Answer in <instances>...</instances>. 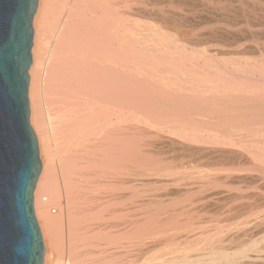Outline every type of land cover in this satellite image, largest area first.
<instances>
[{"label": "bare ground", "instance_id": "6f19581e", "mask_svg": "<svg viewBox=\"0 0 264 264\" xmlns=\"http://www.w3.org/2000/svg\"><path fill=\"white\" fill-rule=\"evenodd\" d=\"M227 1L228 0H226L225 2ZM237 1H239V4ZM237 1L236 2L238 4V7L236 4V8L233 11L234 16L231 17V19H234H232L233 21L231 20L234 24V27L232 26L233 29L228 28V26L224 27V25L227 24H225V22L223 24L220 22L223 26L218 24L220 25V27L215 29V31L211 30L209 32V36L219 35L222 38H231L232 41L235 40L233 43L231 42L232 44L230 45L222 44L224 47H221L219 49L220 52H217L222 53L223 55V53L225 54V52L228 51L229 48L236 47V51L238 50L236 53L239 52V54L243 55L242 58L248 57L246 63H240L242 61H238V63L234 62L235 64L233 70H229L228 66H226L227 64L223 63L222 65H218L216 71H213L211 68V63L213 61L220 62L218 58L221 59V56L219 57L218 55L217 57L215 54L211 55L210 53L203 52L204 55L202 54V56L204 57V63L202 65L200 63L199 65L198 61H196L197 63L192 61V63L194 62L193 64L191 63L192 67L200 66V69H194L196 72L191 70V73L198 74L200 75V77L202 76L203 78L201 79L208 82L213 80L227 81L231 79V81H233L235 85H238L237 88L242 89V91L240 90L242 93H235L237 88L234 87L236 86L232 87L236 89H233V92L235 91L234 93L236 94V96H233L234 93L231 95L229 94V96L227 90H225L226 93L224 92V94L223 92H220L221 90L218 88L217 90H219V94L223 93V96L228 95L230 97V101L228 102V100H224L227 99L226 96L221 100L220 96H222V94L218 96L220 98L216 99V101L218 100L220 102H215L214 100L213 104L215 105L217 103V106L220 108L218 109V107L216 106L218 110L215 108L214 111L209 112V115L210 113H216L219 117L214 116L215 118H213V116H211L212 118H210L209 116L206 117L208 112L205 113V117L201 116L203 118H197L199 114L201 115V112L197 114L198 116H196V118H193L195 116L190 118V116L192 115L191 113H194L193 110L196 108V106H194V109L192 108L193 105H191L192 103L190 101H194L192 99H196L198 95L201 96V99L203 97L202 95H200L199 91V94L194 92V94H196L197 96L192 94L195 97L192 98L190 96L191 98H188L190 100V104H188L187 102L186 106H190L192 112L186 111L187 107L185 106V102L188 100H186L187 98L184 96L185 94L179 96L178 99L175 98L177 99V101H180V97L182 98V100L180 101V105L177 104V101L175 100V107L179 108L182 104H184L183 106L186 107V109L183 108L185 111L181 110L182 106L179 110L176 108V111H178V113L175 111V115L176 113L180 115L181 111L182 115L186 116L188 114V116H190L188 117V119H186V117H177L178 119L175 120L177 121L175 123L176 125H174V123L168 124L173 125L172 129L174 130V132L170 133L172 135L164 133L168 136L164 135L166 137L164 139H162L161 137L160 139L163 141L159 142V146L161 147L171 148L170 151H172L173 149L186 154V157L188 156V158L185 157V159H188L186 161L184 157V160L181 158L183 160L181 166H184V164L190 165V163H193L195 159H201L202 162L200 160V164H203V166L205 165V168L210 167V170L209 168H207V173H204V176L202 177L201 185L199 184L201 182L199 179L200 182L198 184L200 186H196V184L193 185L190 182L187 183V181H185L186 183L184 182L180 185H174L177 181L180 180L177 179L181 174L178 169L181 170L183 167L181 168L179 166H176L177 163H174L176 166L175 167L173 163L169 162L174 168H176L177 173H175V171L173 170L174 168L168 169L169 167H165L166 164H164L165 166H163L162 164H156V159V161L154 160L155 163H153L154 161L152 160L151 163L153 164L148 163L146 165L148 157L147 160L146 157H144L145 159L142 158V161L144 160L145 162L143 163L145 164L144 166L141 164L142 162H140L141 160L139 159V166H142V169L140 170L141 172L139 174L141 176L137 174L140 179L138 177L137 178L139 179L138 181L141 185L146 186V184L148 185L151 183L160 184L161 182L165 183L167 181H176L175 183H172L173 188L168 190L165 185L163 186L166 187L165 191L161 194L152 195L149 198L146 197V199L144 198V201L141 200L142 207L143 205L146 206V211L149 209V213L147 212V218H145V222L142 223L143 229H147V227H149L152 232L154 231L153 235L155 233L157 234V238L155 236L156 234L154 235L155 239L154 237L153 239L150 238L152 239V241L148 239L147 242L144 240V238V241H142L143 243H139V246L136 242L138 248L136 250L133 247L136 250L135 253L132 252L134 256L132 258L129 257L130 259L128 258L126 259L128 261H126L124 258L125 255L123 256L124 252H120V250L117 248L118 246L116 248L115 246L114 248H110L109 246L111 245V243L119 241V239L123 235L121 234L122 231H120L121 228H119L122 224L120 220L121 218L118 219L120 220L119 222L118 220H116V224L113 223L114 226L117 227V229L114 231V227H111L113 225H110V227L113 228L111 230L110 227H107L108 225H106V227H103L106 223L100 224V222L99 226L97 225L98 227H96V224L94 225L93 223H91L93 224V226L92 228H90L91 226L89 225V230L85 226H82L83 223L81 221L85 219V214L87 211L92 210V213H94V210H96V208L94 209L90 207L89 209H86V206L83 203L85 202L84 199L87 200L88 197V199H90V197L92 199H96V196L99 195L97 192L105 190V192L110 191L111 195L108 194V197L110 196L108 200L105 199L106 202H102L101 200L105 198L103 196H106L107 193L101 194L104 191L100 192V195H103L100 196V198H103L100 199L98 196L97 200L100 199L99 202L102 204L98 202V204L100 205H97V203H95L97 206H99L100 209L99 210L97 208L96 211L99 213L101 210L107 209L110 211V215L113 214L116 217H119V215L123 211L122 206H124L123 202L125 201L123 200L124 174L122 173V161L124 159V156L122 153L124 150L123 146L125 142L123 139V111L120 108V103L122 99L124 82L123 71L125 55L130 54L131 56H145L148 55L147 52H150V49H153L155 52L157 46H155L156 49L150 48L154 46H151L152 37L155 36V33H165L168 30L165 28L166 26L163 28L161 26V28L159 27V30L157 29L155 31L154 28L152 31V27H149L150 29L148 30L147 24V29H144L146 28L144 27L146 21L144 20V23L142 24L141 22L143 21L140 20L142 16L139 17L138 13H136L137 15H135L134 12H132V15H135L133 16V18L135 19L136 16L140 18H136V20L138 19V22L135 20L133 22L127 21L125 19L126 15H124L123 13V8L133 7L131 5L132 2L130 3L129 0H38L36 12L32 20L33 45L32 63L29 68V101L32 107V127L38 134L40 158L43 167V172L40 175L35 193V217L41 226V235L44 245L43 264H80L79 261H76L75 259H77L78 257H84L85 255L89 254V252L95 251L93 249L89 251L91 247L89 248L87 246L88 250L87 248H85V251L81 249L77 252V254H74L73 252L71 253L72 249L67 251L66 254H61L62 251L60 252L61 255L57 254L58 252L55 249L56 247L53 248V246H57V240L54 241L53 245L52 238L50 240V235L52 237L54 236V233H51V231L53 232L54 229H60L59 231H61V229H63V231L61 232L64 233L66 232L64 231V229L66 228L67 232L69 233L68 239L70 243L72 242V238H75L77 241H80L84 244H89V246L91 242L93 243L95 241H98V244L100 242L106 243L105 248H107V251L102 250V255L100 254L99 256H94L93 258L90 257L82 264H264V215L253 220H248L249 216L246 217V215L245 217L247 218V220H244L245 222L241 220L242 227H238L239 225H237L236 223V227L238 228L235 231L236 233L232 231L233 236L231 235V238L229 237L230 234L228 236L229 238L225 234L226 238L233 239L232 242H229V240L227 242L229 243L228 245L232 243L231 247H224L225 243L223 244V242L225 241L223 240L225 239V236H222L224 229L222 224H225L223 220L226 221L227 219L232 218L235 215L244 216V213H246L248 210H251L254 207H262V205H264V0ZM221 4V9L219 7V10L221 12L219 11V14L226 20L225 16L227 17L229 15L227 13L229 11H226L227 7L223 6V1ZM144 12L146 11L144 10ZM149 12H147L149 16L151 13L154 14L152 11L151 13ZM157 12L158 11H156V13ZM139 14L141 15L140 12ZM194 16L196 15L194 14ZM147 18L148 17H146V20ZM143 19L145 18L142 17V20ZM163 19L165 20V17H163L161 21H163ZM169 19L170 18H166L168 22ZM256 19L257 23L254 22L256 21ZM139 20L141 22H139ZM211 20L213 19L211 18ZM192 23H195L194 20ZM207 34L205 36L209 37ZM201 36L203 35H200V37ZM173 43H175V45H181L186 48L185 45L188 44V40L186 39V37L183 38L180 35L179 37H176ZM142 45L146 46L147 48L142 47ZM161 49L162 48L159 49L158 47L157 50L159 54L157 53V51L156 54H153L154 52H151V54L149 53L150 56L152 55L157 58L158 54L159 58H161V53L164 55L163 57H174L178 54L177 51L171 49ZM250 55L253 57L254 55L258 56L257 58L256 56L255 58L250 57L251 59H253V61L250 62ZM200 77H197V79ZM189 78V81L192 82L193 80H197L196 77ZM191 78L193 80H191ZM198 80L200 81V79ZM198 87L196 86V88ZM196 88L194 90H196ZM191 89L190 91H192ZM206 89H208V87ZM200 90H202V88ZM200 92L204 91L202 90ZM211 93L209 95H211ZM205 96L206 95L204 94V97ZM231 96L233 97V100H231ZM210 98H212V96ZM197 99L194 102H198ZM213 99L215 98L213 97ZM175 101H172V105H174ZM161 103L164 104V102ZM209 103L207 102V100H202L195 104H198L197 107L202 106L206 109L205 105ZM167 104V107H169L171 102ZM167 104L165 103V105ZM211 104H209L210 108L211 106L212 108L215 107ZM227 106L233 107L225 108ZM172 107L173 109L171 110H174V106ZM169 108H164L165 112ZM164 110L162 109V114H164ZM197 110L199 111L202 109ZM168 112H166L165 114H167ZM168 114L170 115V113ZM165 117L163 119H169V117L167 119ZM159 120H161V118H159ZM159 120L156 119L155 122H159ZM158 122L157 124L160 125L161 123ZM158 128L163 130V127L159 126ZM170 129L171 128H169L168 132L170 131ZM136 134H138V132ZM150 134H152L151 131ZM157 134H159V131L158 133H156V135ZM160 135L161 134H159V136ZM155 137L159 138L158 136ZM152 139L155 140L154 138ZM53 140L55 142L54 145L57 146V149L54 147L52 148ZM52 149L57 150V154L59 153L60 155L59 159V155L57 157L59 161L57 162L59 163L58 166L62 171L61 173V171L59 170L60 173L63 174L62 178L65 182L66 187L74 188V191L73 189L70 190L71 192H68L67 190L69 189L65 188L67 191V193L65 194H68L67 200H64L65 202H67V205L65 207V204H63L64 201L62 200L64 199L63 195H61L62 192L60 193L61 189L57 188L56 190V187L54 185L51 186L50 184V175L53 172L52 156L55 154H52L54 152H52ZM172 152L171 154H173ZM169 154L170 153H168V155ZM54 156H56V154ZM54 156L53 158L55 159ZM162 161L164 160L162 159L161 162ZM172 162H174V160ZM195 162L191 164L192 166L195 164V167L193 168H197L199 166L197 165L199 162ZM192 166L189 167L192 168ZM55 167L57 168V165ZM185 167L187 169L188 166ZM204 169L202 171H204ZM170 170H173L174 173L171 174L172 172ZM181 171L183 174L185 173V171ZM189 171H191V169ZM194 173L195 171L190 174L192 175ZM174 174H177L178 176H175ZM201 174L203 173H200V175ZM170 175L171 177H173L174 175L177 178L173 177V179L175 180L170 179ZM187 175L186 177L189 176ZM179 183L182 182H177V184ZM172 184L170 185L172 186ZM236 184L237 186L240 185L241 188L243 185L245 187L249 186L248 189H250V192H246L245 194L243 188V192H238L237 189L241 191L239 186H234L233 188V185ZM250 185H252L254 188L251 187V189ZM255 185H257V188L255 187ZM42 186L46 189H44L43 192L45 194L41 193L40 195H43L40 197L38 196V193L40 192L39 190ZM170 187L168 186V188ZM196 187L198 189L201 188V192L195 191ZM255 188L257 190H255ZM94 191H97L95 192L97 193L96 196L94 195ZM146 192L143 194L145 195ZM195 192H200L198 193L200 194L198 195V200H192L191 198H189V196L192 197ZM69 193H71L70 196ZM87 193L93 194L94 197H92L91 195L87 197ZM82 195H86L84 199L82 197L83 203L81 204L83 205V207H80V210H78L80 212L75 211V213L74 210H72L74 206L71 201H73L74 198L78 199V197L81 199ZM169 195L177 198H175L174 200L165 199L166 196L170 197ZM242 196L246 197L247 200L251 199L249 200L250 202L248 201L245 203L246 200H244V204H241L239 206L226 205L228 203L227 199L230 200L231 198L235 199ZM38 197H40L41 199ZM222 199L224 201L226 200L227 203L223 204ZM76 202L74 201V203ZM89 202L87 204H89ZM38 203L41 204V208L43 210H40L39 208L38 211ZM51 203L55 205L58 204L57 206L60 207V213L57 216L54 214L52 215V209L47 208ZM69 204L71 207L69 206ZM139 205L141 207V204H138V206ZM81 209L87 210H83L84 212L82 211L85 214L81 212ZM212 209L215 210V212H213L215 214L214 216H212L213 218L209 220L213 223H210V226L213 225L215 228V230L214 228L212 229L214 230L212 231L214 235L219 236H215V238L212 234V236L207 237L205 234V236H203L204 238L199 237L200 240L202 239L200 241V244H202L203 239L206 240L205 242H208L209 244L206 243L208 244L206 245V247H204V244L202 246L204 247L203 250L201 252H198L194 247L197 246L199 235H194L196 232L192 234L191 230L186 233L179 232H185V230H188V227L189 229L191 227L194 229L193 224L195 217L198 216L200 212L206 210L210 211ZM56 211L57 210L53 212ZM72 212H74L73 214L75 215H73ZM77 213H81L80 215H83V217H78L79 214ZM88 213L90 214L91 211L87 212V214ZM107 213L108 211L105 212V215ZM247 213L249 214V211ZM257 213L259 215V212ZM92 215H97V213L91 214L89 216L93 219L95 216ZM254 216H252L251 218H253ZM96 218L98 217L96 216ZM109 218H100L97 221H100L102 219L104 221L101 220V222H106L107 220H109ZM229 220L228 222H230ZM109 221L107 223H109ZM237 221L239 220L237 219ZM77 222L78 224L79 222L82 223V225L79 224L80 227L78 228L84 227V229L86 228L88 231H77V227H75L78 225ZM65 226L66 228H64ZM167 226L170 227L168 228V230H165L164 227ZM82 228L81 231H83ZM104 228L106 229V231ZM204 231H202V234ZM212 232L207 233L210 234ZM199 233H201V231ZM161 234L163 237L159 238L161 236L158 235ZM146 236L148 235L146 234ZM54 239L55 236L53 240ZM225 240L227 241V239ZM138 241L141 242V238ZM234 241L235 243H233ZM200 247L201 246H199V248ZM202 247L200 249H202ZM134 249L132 250L134 251ZM195 250L197 251L196 253H194ZM105 251L106 254L104 255L102 252L105 253ZM98 254L99 253L97 252V255ZM126 255L128 256V254Z\"/></svg>", "mask_w": 264, "mask_h": 264}, {"label": "rangeland", "instance_id": "374dc122", "mask_svg": "<svg viewBox=\"0 0 264 264\" xmlns=\"http://www.w3.org/2000/svg\"><path fill=\"white\" fill-rule=\"evenodd\" d=\"M166 1V2H165ZM180 1V0H179ZM178 0H129V2L131 3V5L133 6H131L132 8H123V13H124V15H126L125 16V19L127 20V21H130V22H133L134 20L135 21H137L138 22V19H140L139 17H144L145 19H143L142 20V17H141V21H143V22H141L140 20H139V22H141L142 24L144 23V20L146 21L145 22V26L144 27H146V24H147V27H148V30L150 29L149 27H152L151 29H152V31H153V28H154V31L155 30H159V27L161 28V26H162V28L163 27H165L168 31H166L165 33H158V34H156L155 33V36H153L152 37V42H151V46H153V47H150V48H154V49H156V47L155 46H157V49H158V47H159V49L160 48H162V49H171V50H174V51H177L178 52V54L176 55V56H174V57H163L164 55L161 53L160 55V57L161 58H159V56H158V54H159V52H158V50L156 49L155 50V52H154V50L153 49H150V52H147L148 53V55H145V56H143V55H140V56H135V55H133V56H131L130 54H126L125 55V61H124V71H123V74H124V82H123V90H122V99H121V103H120V108H121V110L123 111V115H122V117H123V121H124V129H123V139H124V146H123V148H124V150H123V161H122V166H123V168H122V170L124 171H122V173L124 174L123 176H124V178H123V182H124V185H123V188H124V190H123V193H124V197H123V200L125 201V202H123L124 203V206H122L123 208H122V212H121V214L119 215V217H116V216H114L113 214L112 215H110L109 214V210H105V209H103V210H101L99 213L96 211L97 210V208L99 209V206H97V205H100V204H102V203H100L99 202V200L100 199H102L103 197H105L104 199H102L101 201L103 202H106V200L105 199H107L108 200V198L110 197H108V194H110L111 195V192L110 191H106L105 192V190H102V191H104L103 193H101V194H104V193H107V195L105 196H103V195H100V192H102V191H94V193L95 192H97L99 195V198H100V196H103L102 198H100L99 200H97L98 199V196H96V194L97 193H95L94 195L96 196V199L95 198H91L90 197V199H88L89 197L88 196H92V197H94L93 196V194H91V193H87V200L86 199H84L85 198V196H81V199L78 197V199L77 198H74L73 199V201H71V203H73V206L75 207H73L72 208V210H74V212L76 211V212H80V211H78V210H80V207H83V205L81 204V203H83L82 201V197H83V199H84V205L86 206V209H89L90 207L91 208H96V210H94V213H92L93 211L92 210H90L91 211V213L89 214H87V212H90V211H87L86 209V214L85 213H83L84 211L81 209V212L83 213V214H85L86 216H85V221L84 220H82L81 222L83 223V225H82V223L81 222H79V224H81L82 226H85L87 229H89L90 230V228H92V226H93V224L95 225L96 224V227H98L99 226V222H100V224L102 223H106V224H104L105 226H103V227H106V225H108L107 227H110V225H113V226H111V227H114V229L113 228H111L110 227V229L112 230L113 229V231L114 230H116L117 229V227H115L114 226V224H116V220H118L119 218H121L120 220H121V225H120V227L119 228H121L120 229V231H122L121 232V234H123L122 236H121V238L119 239V241H117V242H114V243H111V245H109L110 246V248H114V246H115V248L117 247L119 250H120V252H124L123 253V256H124V258H125V260L126 259H128L129 257L130 258H132L133 256H134V254L133 253H135L136 252V250H137V245L139 246L140 244L139 243H143L142 241H147L148 242V239L150 240V241H152V239H153V237H154V239H155V236H156V238H157V234L154 236L153 235V233H154V231L152 232V230H150L149 229V227H147V229L146 228H144L143 229V225H142V223H144L145 222V218H147V215H148V210L146 211V209H147V207L146 206H144L143 205V207H142V202H141V200H143L144 201V198L146 199V197L147 198H149L150 196H152V195H156V194H161L162 192H164L165 191V188L167 187V189L169 190V189H171V188H173V184L172 183H175V179H173V177H175L177 174H174L173 175V177H171V175H170V179H173V180H175V181H173V182H171V181H167V182H161L160 184L159 183H155V184H153V183H151V184H146V186H144V185H141L140 183H139V179H140V177L139 176H141V175H139L140 174V170L142 169L141 167L142 166H139L140 165V162H142L141 164L144 166L145 164H143V163H145L144 162V160L142 161V158H144V157H146V160H147V157H148V160H147V163H146V165L149 163H151V161L153 160H155L157 163L156 164H158V165H160V164H162L163 166H165L164 164H166V168H168V169H173L174 167L172 166V164L171 163H173V165L175 166V164L177 163V165L176 166H179V167H183L181 170H183V172L185 171V169H186V167L185 166H192L191 164H193L195 161H198L197 163V165H199L197 168H193V167H195L194 165L192 166V168H190L191 169V171H189L190 169L187 167V169H189V170H187L186 169V171H185V173L183 174L182 173V171L180 170V169H178L180 172H181V174H180V176H178L179 175V173H178V177L179 178H177V177H175V178H177V179H180L179 181H181L182 183H179V184H177V182H179V181H177L176 182V184H174V185H180V184H183L185 181H187V183H192L193 185H195L196 184V186H200L201 184H202V177L204 176V173L206 174L207 173V168H209V170H210V167H207V168H205L204 166H203V164H200L201 162H202V160H201V162H200V160H198V159H195V161L193 162V163H190V165L188 164V165H186V164H184V166H181V163H182V161L185 159V157H186V154H184V153H181V152H179V151H176V150H173L172 149V151H170L171 150V148H166V147H161V146H159V142L160 141H163V140H161L160 138L162 137V139H164L166 136H168V135H172V134H170V133H173L174 132V130L172 129V126L173 125H168V124H171V123H174V125H176L175 123L177 122V121H175L176 119H178L177 117H180V118H185L186 117V119H188V117L190 116H188V114L185 116V115H182V113H181V111H180V115H178L177 113H178V111H176V108L179 110L180 109V107L182 108L181 110L182 111H185L183 108H185L186 109V107H187V109H186V111H191L192 112V109H190L191 107L190 106H186L187 105V102H188V104H190V102L192 103L191 105H193V109H194V106H196V108L193 110L194 111V113H191L192 115L190 116V118L191 117H193V116H195V117H193V118H196V116H198L197 114H199V112H201V115L199 114V116L197 117V118H203V117H201V116H204L205 117V113H207V115H206V117L207 116H209L210 118H212L211 116H213V118H215L214 116H216V117H219L216 113H210V115H209V112H212V111H214V109L216 108V106H217V103L214 105L213 103H214V100H215V102H220V101H216V99L217 98H220L221 100L222 99H224V97L226 96V98L227 99H224V100H228V102L230 101L229 99H230V95L231 94H233L234 92H233V89L234 88H237L238 87V85L236 84L235 85V83L233 82V81H231V79H229V80H227V81H217V80H213V81H204V80H202L201 78H203L202 76L200 77V75H198V74H192L191 72V70H193L194 72H196L194 69H200V66H194V67H192V65H191V63H192V61H194L195 63H197L196 61H198L199 62V65H200V63H201V65L204 63V57L202 56V54L204 55V53L203 52H206V53H210L211 55L212 54H215L217 57H218V55H219V57L221 58V59H219L218 58V60H220V62L219 61H213L212 63H211V68H212V70L213 71H216V69H217V67H218V65H222L223 63H226L227 65L226 66H228V69L229 70H233L234 69V64L237 62L238 63V61L240 62V61H242V62H240V63H246V61H247V59H248V57H243L242 58V56L243 55H241V54H239V52L238 53H236L237 51H236V47H231V48H229V50L228 51H226L225 52V54L223 53V55H222V53H218L217 51H219V49L222 47H224L223 45H230V44H232L234 41H232V39L230 38H222V37H220L219 35L217 36V35H212V36H209L210 34H209V32L211 31V30H214L215 31V29H217V28H219L220 27V25L221 26H223L222 24L225 22V24H227V25H224V27L225 26H228V28H230V29H233V27H234V24H233V20L231 19V17L232 16H234V9L236 8V4H237V2H238V4H239V1H237V0H228L227 2H225L224 0H221V1H219V0H213V1H211V0H198V1H196V0H193V2H192V0H181L180 2H179ZM185 1V2H184ZM200 1V2H199ZM222 1H223V6H226L227 7V10L226 11H229V12H227L229 15L226 17L225 16V18H226V20L224 19V17H222V16H220V10H219V7H220V9H221V6H222ZM231 1H233V2H231ZM237 1V2H236ZM202 2V3H201ZM203 2H204V4H203ZM208 2V3H207ZM137 4V5H135V4ZM181 3V4H180ZM202 5H201V4ZM235 3V4H234ZM238 4H237V7H238ZM198 5V6H197ZM217 5V6H216ZM220 5V6H219ZM231 5V6H230ZM193 6V7H192ZM208 6V7H207ZM215 6V7H214ZM235 6V7H234ZM197 7H198V9H197ZM203 7V8H202ZM206 7V8H205ZM231 7V8H230ZM145 8V9H144ZM193 8H194V10H193ZM216 10H215V9ZM146 9H148V10H146ZM203 9V10H202ZM233 9V10H232ZM140 10H143V11H140ZM144 10L146 11V12H144ZM154 13V14H152L151 13V11ZM194 11V12H192V11ZM201 10H202V12H201ZM136 11V12H135ZM150 11V12H149ZM155 11V12H154ZM156 11H158L157 13H156ZM161 11V12H160ZM185 11V12H184ZM189 11H191V12H189ZM220 11V12H219ZM132 12H134V14L135 15H137L136 13H138V16H136L135 17V19L133 18V16H135L134 14L132 15ZM139 12L141 13V15L139 14ZM147 12H149V13H151L150 14V16H149V14L147 13ZM188 12V13H187ZM198 14H197V13ZM215 12V13H214ZM230 12H231V14H230ZM144 13H146V14H144ZM182 13V14H181ZM189 13H191V14H189ZM209 13V14H208ZM211 13V14H210ZM132 15V17H131V15ZM143 14V15H142ZM147 14H148V16H147ZM192 14H193V16H194V14L196 15V16H192ZM202 14V15H201ZM212 14H214V15H212ZM186 15V16H185ZM199 15V16H198ZM226 15V14H225ZM128 16H130V17H128ZM215 16V17H214ZM126 17H128V18H126ZM146 17H148L147 18V20H146ZM163 17H165V20L163 19V21H161L162 20V18ZM186 17V18H185ZM204 17V18H203ZM222 17V18H221ZM136 18H138L137 20H136ZM166 18L168 19V18H170L169 19V22L166 20ZM198 20H197V19ZM211 18L213 19V20H211ZM215 18V19H214ZM217 18V19H216ZM229 18V19H228ZM189 19V20H188ZM206 19V20H205ZM221 19V20H220ZM224 19V20H223ZM125 20V21H126ZM193 20H194V22L195 23H192L193 22ZM217 20V21H216ZM232 20V21H231ZM126 21V22H127ZM167 21V22H166ZM200 21V22H199ZM210 21H212V22H210ZM216 21V22H215ZM254 21V20H253ZM164 22V23H163ZM191 22V23H190ZM199 22V23H198ZM209 22V23H208ZM222 24H221V23ZM229 22V23H228ZM255 23H257V19H256V21H254ZM253 22V23H254ZM128 23V22H127ZM140 23V24H141ZM141 24V25H142ZM192 24H194V25H192ZM218 24H220V25H218ZM231 24V25H230ZM198 25V26H197ZM233 26V27H232ZM147 27L146 28H144V29H147ZM212 27V28H211ZM143 28V27H142ZM214 28V29H213ZM143 29V30H144ZM208 34H207V33ZM179 34V35H178ZM182 34H183V36H182ZM208 35L209 37H207V36H205V35ZM47 35H48V33H47ZM181 35V37H186V39L188 40V44H186L185 45V47L186 48H184L183 46H181V45H175V43H173V41L176 39V37H179ZM200 35H203V36H201L200 37ZM49 36H50V34H49ZM201 39H200V38ZM203 37V38H202ZM206 37H207V39H206ZM218 37V38H217ZM205 38V39H204ZM204 39V40H203ZM223 39H224V41H223ZM201 40V41H200ZM226 40V41H225ZM226 42H228V43H226ZM232 42V43H231ZM152 43H154V44H152ZM150 44V43H149ZM156 44H158V45H156ZM223 44V45H222ZM236 45V44H235ZM148 46V45H147ZM142 47H146V46H143L142 45ZM147 48V47H146ZM161 49V50H162ZM152 50V51H151ZM156 51H157V58H155L154 56H150V54H151V52L153 53V54H156ZM160 51V50H159ZM161 52V51H160ZM217 52V53H216ZM220 52V51H219ZM233 52V53H232ZM146 53V54H147ZM150 53V54H149ZM232 53V54H231ZM257 54V53H256ZM166 56V55H165ZM203 58H202V57ZM214 56V55H213ZM223 56V57H222ZM241 56V57H240ZM246 56V55H245ZM255 56L256 55H254V57L253 56H249V58L250 57H253V58H255ZM258 56V55H257ZM257 56H256V58H257ZM151 59H150V58ZM154 57V58H153ZM238 57H240V58H238ZM165 58V59H164ZM223 58V59H222ZM242 58V59H241ZM157 59V60H156ZM227 59V60H226ZM251 60V61H250ZM250 60H248V61H250V62H252L253 61V59H251L250 58ZM255 60V59H254ZM224 61H227V62H224ZM152 63V64H150V63ZM193 62V63H194ZM222 62V63H221ZM235 62V63H234ZM154 63H155V65H154ZM192 63V64H193ZM221 63V64H220ZM149 64V65H148ZM233 64V65H232ZM210 68V69H211ZM166 69H167V71H166ZM162 71V72H161ZM217 75V74H216ZM211 76H213V75H211ZM189 77H196V79H197V77H200V78H198V79H200V81L197 79V80H193L192 78H191V80H193V82L192 81H189ZM177 78H179V79H177ZM183 78V79H182ZM186 78V79H185ZM185 79V80H184ZM187 79H188V81H187ZM195 79V78H194ZM180 80H182V81H180ZM212 80V79H211ZM198 83H197V82ZM201 82V83H200ZM204 82H206V83H204ZM195 83V84H194ZM201 85H202V87H201ZM191 86H192V89H191ZM196 86L198 87V88H196ZM234 86H236V87H234ZM188 87H189V89H188ZM196 88V90H194L195 88ZM203 87H205V88H203ZM208 87V89H206ZM232 87H234V88H232ZM185 88H187V89H185ZM202 88V90L204 91V92H200V91H202V90H200V89ZM220 89L221 91L220 92H225V90H227V93H228V95H225V96H223L224 94L223 93H221L222 94V96H223V98H222V96H220L221 94H219L220 92H219V90H217V89ZM222 88V89H221ZM225 88H227V89H225ZM181 89V90H180ZM190 89L192 90V91H190ZM213 90V92H212V90ZM194 90V91H193ZM208 90V91H207ZM232 90V91H231ZM234 90H236V89H234ZM242 91V89L241 88H237V90H236V92L235 93H242L241 91ZM183 93H182V92ZM198 91H199V93H200V95H202L203 97H204V94L207 96V99H206V96L204 97V99H206L207 100V102L209 103V102H211V103H209V104H211V105H214L215 107H213L212 108V106H211V108H210V105L209 104H207V105H205L206 106V109H205V107H197V105L198 104H195V103H198L199 101H206V100H204L203 99V97H202V99H201V96H199L198 95V99H197V101L198 102H194V101H196V99L194 98V99H192V100H194V101H190L188 98H193V97H195V96H197L196 94H194V92L195 93H198ZM206 91H207V93H206ZM212 93H211V92ZM238 91H240V92H238ZM186 92H187V94H186ZM189 92V93H188ZM218 93V94H216V93ZM229 92H231V93H229ZM198 93V94H199ZM211 93V95H209ZM234 93V94H235ZM172 94H173V96H172ZM185 94V95H184ZM195 95V96H193V95ZM233 94V96H236V94L234 95ZM182 95H184L187 99L186 100H188V101H186L185 102V106H183L184 104H182L179 108L178 107H175V104H176V101H177V99L179 98V96H182ZM216 95H217V97H216ZM170 96V97H169ZM184 96H183V98H184ZM191 96V97H190ZM208 96H209V98L212 96V98H210V99H212V100H210L209 98H208ZM218 96H220V97H218ZM213 97L215 98V99H213ZM175 98H177V99H175ZM233 97L231 96V100H233L232 99ZM172 99V100H171ZM200 99V100H199ZM169 100H170V102H171V104L169 105V107H167L168 106V104L167 103H170L169 102ZM176 100V101H175ZM182 100V98L180 97V101ZM209 100V101H208ZM172 101H175L174 102V105H172L173 104V102ZM179 100L177 101V104H181V102H180ZM190 101V102H189ZM161 102H164V104L163 103H161ZM165 103L167 104V105H165ZM183 103V102H182ZM164 106V107H163ZM172 106H174V110H171V109H173V107ZM172 107V108H171ZM189 107V108H188ZM218 107V106H217ZM228 107H233V106H227V107H225V108H228ZM164 108L166 109V108H169L166 112H168L169 110L170 111H172V112H168V113H170V115L168 116L167 114H165L166 112H165V110H164ZM205 110H204V109ZM208 108V109H207ZM220 107H218V109H219ZM162 109L164 110V114H162L163 112H162ZM190 109V110H189ZM197 109H202V110H197ZM212 109V110H211ZM217 109V108H216ZM217 109V110H218ZM207 110V111H206ZM153 113H152V112ZM158 111H159V113H158ZM175 111L177 112L176 113V115H175ZM206 111V112H205ZM161 112V113H160ZM204 112V113H203ZM155 113H157V114H155ZM171 114H173V115H171ZM186 114V113H185ZM196 114V115H195ZM203 114V115H202ZM211 114H213V115H211ZM215 114V115H214ZM166 116V117H165ZM169 117V119H167L168 117ZM176 116V117H175ZM182 116V117H181ZM157 117V118H156ZM166 118L167 120H165V119H163V118ZM173 119H172V118ZM208 117V118H209ZM159 118H161V120H159ZM171 118V119H170ZM157 119V120H159V122L158 123H161L160 125H158L157 124V122H155V120ZM150 120V121H149ZM171 120V121H170ZM162 121V122H161ZM168 121V122H167ZM156 125V126H155ZM166 125V126H165ZM153 126V127H152ZM155 126V127H154ZM163 127V130L162 129H159L158 127ZM167 127H169V128H171L170 129V131L168 132V130H169V128H167ZM158 128V129H157ZM151 129V130H150ZM153 129V130H152ZM138 132V134H136L137 132ZM146 131V132H145ZM147 131H148V134H147ZM150 131H151V133L152 134H150ZM158 131H159V134H161L160 136H159V134H157L156 135V133H158ZM160 131H161V133H160ZM162 132H163V134H162ZM164 133H167V134H164ZM139 134H141V135H139ZM143 134V135H142ZM153 135H155V136H158L159 138H157V137H155V136H153ZM164 135H166V136H164ZM164 136V137H163ZM56 138V137H55ZM140 138V139H139ZM142 138V139H141ZM152 138H154L155 140H153ZM157 139H159V140H157ZM147 140V141H146ZM151 140V141H150ZM157 141H158V143H157ZM53 142H54V140H53ZM52 142V144H53V146H52V148L54 147V148H56L57 146L56 145H54L55 144V142L53 143ZM148 142V143H147ZM144 143V144H143ZM142 144V145H141ZM140 145V146H139ZM157 145V146H156ZM57 149V148H56ZM145 149V150H144ZM54 151V152H53ZM56 151V152H55ZM153 151V152H152ZM52 154H56V156H54L55 157V159L53 158V156H52V162H53V165H52V168H53V172L51 173V186H55V187H53V188H55L56 190H57V188H59V189H61V191H60V193L62 192V194L61 195H63V198L64 199H62L63 201L65 200H67V196H68V194H65V193H67V191L69 192L70 190H72L73 189V191H74V188L73 187H69V188H67L66 187V185H65V182L63 181V174H61L62 173V171H61V169H60V167L58 166L59 165V161H58V159L60 158V155H59V153L57 154V150H53L52 149ZM171 152L174 154H171ZM151 153H152V155H151ZM168 153H170L169 155H168ZM179 154V155H178ZM58 155H59V157H58ZM183 155V156H182ZM185 155V156H184ZM158 156V157H157ZM182 156V157H181ZM57 157H58V159H57ZM170 157V158H169ZM178 157H179V159H178ZM183 157H184V159H183ZM151 158V159H150ZM166 158V159H165ZM168 158V159H167ZM183 160H182V159ZM186 158H188V156L186 157ZM54 159V160H53ZM141 161H140V160ZM145 159V158H144ZM163 159L164 161H162V162H166V163H162L161 162V160ZM56 160V161H55ZM145 160V161H146ZM159 160V161H158ZM174 160V162H172ZM186 160H188V159H185V161ZM58 161V162H57ZM140 161V162H139ZM150 161V162H149ZM155 161L153 162V163H155ZM177 161V162H176ZM169 162H171V163H169ZM179 162V163H178ZM153 163H151V164H153ZM175 163V164H174ZM196 163V162H195ZM170 164V165H169ZM57 165V168L55 167ZM161 165V166H162ZM168 165V166H167ZM172 166V167H171ZM175 166V167H176ZM138 167H140V168H138ZM206 170H205V169ZM204 169V171H202ZM211 169H212V167H211ZM61 171V173H60V171ZM174 171H175V173H177V171H176V168H174L173 169ZM173 170H170L172 173L171 174H173L174 173V171ZM199 170H201V171H199ZM195 171V175L194 174H190V173H193ZM138 172V173H137ZM200 173H203V174H201L200 175ZM139 176H138V175ZM170 174V173H169ZM183 174V175H182ZM189 176H188V175ZM186 175L188 176V177H186ZM49 176V177H50ZM201 176V177H200ZM139 179H138V178ZM184 179H186V180H184ZM193 179V180H192ZM199 179H200V181H199ZM183 180V181H182ZM189 180V181H188ZM53 182V183H52ZM136 182V183H135ZM200 182V183H199ZM57 184V185H55V184ZM64 183V184H63ZM186 183V182H185ZM200 185H199V184ZM170 184H172V186L170 185ZM198 184V185H197ZM65 185V186H64ZM155 185V186H154ZM166 185V187H163V186H165ZM50 186V185H49ZM140 188H139V187ZM168 186L170 187V188H168ZM234 186L235 187H240V185H238L237 186V184L236 185H233V188H234ZM257 185H255V187H256ZM143 189H142V188ZM175 187V186H174ZM247 187V188H246ZM242 186V188H243V191L245 192V194H246V192L248 193V192H250L249 190L250 189H248V187L249 186ZM254 188L252 185H250V188ZM52 188V187H51ZM69 189V190H67L66 191V189ZM144 188H147V189H144ZM242 188L240 187V189H241V191L239 190V189H237L238 190V192H243L242 191ZM251 188V189H252ZM257 188V187H256ZM255 188V190H257ZM44 189H46V188H44L43 186L41 187V189L39 190L40 192L38 193V196H42L43 194H45V193H43L44 192ZM166 189V190H167ZM197 189V190H196ZM196 189H195V191H200L201 192V188H197L196 187ZM245 189V190H244ZM101 190V189H100ZM145 190V191H144ZM148 190V191H147ZM254 190V189H253ZM66 191V192H65ZM72 191V192H73ZM147 191V192H146ZM161 191V192H160ZM252 191V190H251ZM71 192V191H70ZM146 192V194L144 195L143 193H145ZM200 192H195L194 193V195H192V197H190L189 196V198H191L192 200H198L199 198V196L198 195H200V194H198V193H200ZM41 193H43L42 195H40ZM93 193V192H92ZM196 194V195H195ZM71 195V193H69V196ZM143 195V196H142ZM170 197H168V196H166L165 197V199H175V198H177V197H172V195H169ZM175 196V195H174ZM40 197H38V198H40ZM107 197V198H106ZM142 197V198H141ZM197 197V198H196ZM243 197V196H242ZM240 197V198H231L232 200H233V202H232V200L230 199H227V201H228V203H227V201L225 200H223L222 199V201H223V204H226V205H241V204H244V200H246L245 201V203L246 202H248L249 200H251V199H248L247 200V198L246 197ZM66 198V199H65ZM141 198V199H140ZM179 198H183V197H179ZM242 198V199H241ZM41 199V198H40ZM80 199V200H79ZM239 200V203H238V200ZM177 200V199H176ZM243 202H241V201ZM40 201V200H39ZM38 201V202H39ZM64 201V202H65ZM74 201L77 203H74ZM90 201V202H89ZM92 201H94V202H92ZM221 201V202H222ZM230 201H231V204H230ZM234 201H235V204H234ZM63 202V204H65L64 205V207L67 205V202H65L64 203ZM89 202V204H87ZM98 202L100 203V204H98ZM225 202V203H224ZM250 202V201H249ZM68 203H69V201H68ZM70 203V204H71ZM86 203V204H85ZM95 203H97V205L95 204ZM70 204H69V206H70ZM75 204V205H74ZM138 204H141V207H140V205L138 206ZM43 205V204H42ZM58 205V204H57ZM57 205H55V204H53V203H51L50 205H49V207H47V208H49V209H52V215L54 214V215H58L59 213H60V207L59 206H57ZM72 205V204H71ZM78 205H80V206H78ZM88 205H89V207H88ZM44 207V206H43ZM71 207V206H70ZM88 207V208H87ZM146 207V208H145ZM39 208H40V210H43L42 208H41V204L40 203H38V211H39ZM45 208V207H44ZM143 209H144V211H143ZM254 209H255V211H254ZM55 210H57L56 212H53V211H55ZM100 210V209H99ZM141 210H142V212H141ZM106 211H108V213L105 215V212ZM249 211V214L247 213ZM246 213H244V216H242V215H240V216H238V215H235L234 217H232V218H229V219H227L226 221L225 220H223V222H225V224H222V226L224 227V229H223V234H222V236H225V234H226V236L228 237L229 236V234H230V238H231V235L233 236V233H232V231H236L238 228L236 227L237 225H239L238 227H240L241 226V220L243 221V222H245L246 220H247V218L246 217H252V216H254L253 218H249L248 217V220H253V219H255V218H257V217H260V216H263L264 215V213H262V212H264V205H262V207L261 206H259V207H254L253 209H251V210H248ZM251 211V212H250ZM74 212H72V214L74 213ZM75 212V213H76ZM97 213V215H92V216H95L93 219H92V217H89L91 214H96ZM146 212V213H145ZM148 212V213H147ZM213 212H215V210H210V211H203V212H200L199 213V215L198 216H196L195 217V220H194V224H193V227H194V229L192 228H190L189 229V227H188V230H185V232L183 231H181V232H179V233H186V232H189V230H191L192 231V234L193 233H195L194 235H199L198 236V238L199 237H201V238H204L203 236H205V234H206V236L208 237V236H212V234H213V236L215 237V236H219V235H214V233L212 232V231H214L215 230V228H214V226L212 225V226H210V223L211 224H213L212 222H210L209 220H211L213 217L212 216H214V214L215 213H213ZM255 212V213H254ZM257 212H259V215H258V213ZM77 214H79V216L78 217H83V215H80L81 213H77ZM76 214V215H77ZM254 214V215H253ZM51 215V216H52ZM73 215H75V214H73ZM104 215V216H103ZM108 215V216H107ZM142 215H143V217H142ZM247 215V216H246ZM251 215V216H250ZM96 216L98 217V218H96ZM109 216H110V218H109ZM246 216V217H245ZM106 217V219H108L109 218V220H107L106 221V219H105V221L106 222H101V220L102 219H104ZM244 217V218H243ZM100 218H102L100 221H97V220H99ZM240 218V219H239ZM141 219H143V220H141ZM233 221H232V220ZM237 219L239 220V221H237ZM120 220H118V222L120 221ZM228 220L230 221V222H228ZM245 220V221H244ZM102 221H104V220H102ZM109 221V223H107ZM140 221H141V224H140ZM196 221V222H195ZM235 221H237V222H235ZM97 222V223H96ZM112 222V223H111ZM91 223H93V224H91ZM114 223V224H113ZM236 223H237V225H236ZM77 224H78V222H77ZM78 224V225H79ZM87 226H86V225ZM229 224H230V226H229ZM75 226V227H77V231H79V232H85V231H88L86 228V230L84 229V227L82 228L83 229V231H81V228H78V227H80V225L79 226ZM91 227H90V226ZM98 225V226H97ZM140 225V226H139ZM195 225V226H194ZM227 225V226H226ZM138 226H139V228H138ZM142 226V227H141ZM192 226V225H191ZM88 227H90V228H88ZM102 227V226H101ZM142 229H141V228ZM170 226H167V227H164L165 228V230H168V228H169ZM196 227V228H195ZM209 227V228H208ZM242 227V226H241ZM64 228H66V226L64 227ZM214 228V230H212ZM229 228H231V229H229ZM76 229V228H75ZM105 229V228H104ZM136 229V230H135ZM141 229V230H140ZM209 229H210V231H209ZM55 230V229H54ZM53 230V232L51 231V233H54L53 235L55 236V239L53 240V238H54V236H52L51 237V235H50V240H51V238H52V241H53V245H54V241H56V243H57V246L55 245V246H53V248L54 247H56L55 249H56V251L58 252H55V253H57V254H60V252H61V254H66L67 253V251H69L70 249H72V251H71V253L73 252L74 254H77V252L79 251V250H83V251H85V248H87V246L90 248L89 249V251H91L92 249L93 250H95L94 252H89V254H87V255H85L84 257H78L77 259H75L76 261H79V263L80 264H82V263H84L88 258H93L94 256H99L100 254H101V251L103 250H106L107 251V248H105L106 247V243H104V242H100L99 244L97 243L98 241H95V242H91V244H90V246H89V244H84V243H82V242H80V241H77L75 238H72V242L70 243L69 242V233L67 232V228L66 229H64V231H66V232H61V231H63V229H61V231H59L60 229H57V230H55L54 231ZM142 230H143V232H142ZM148 230V231H147ZM205 230V231H204ZM224 230H226V231H224ZM57 231H58V233H57ZM105 231H106V229H105ZM132 231H135V232H132ZM137 231H140V232H137ZM174 231V230H173ZM190 231V232H191ZM198 231V232H197ZM201 231V233H199ZM202 231H204L203 232V234H202ZM155 232H157V231H155ZM172 232V231H171ZM207 232H212V233H210V234H208ZM216 232V231H215ZM227 232H228V234H227ZM62 233V234H61ZM66 233V234H65ZM236 233V232H235ZM56 234V235H55ZM65 234V235H64ZM142 234V235H141ZM146 234L148 235V236H146ZM153 236H152V235ZM162 234H164V233H162ZM162 234L161 235H158V236H161V237H159V238H162L163 236H162ZM145 235V236H144ZM149 235H150V237H149ZM226 236H225V239H227V241L224 239L223 241H225V242H223V244L225 245L224 247H226V246H228V248L229 247H231V244L232 243H230V245H228L229 243H227L228 242V240H229V242H232V240L233 239H228V238H226ZM139 239H138V238ZM138 240H140V238H141V242L140 241H138ZM145 238V239H144ZM150 238H152V239H150ZM197 238V239H198ZM216 238V237H215ZM224 238V237H223ZM222 238V239H223ZM144 239V240H143ZM147 239V240H146ZM206 239V238H205ZM199 241H197L198 243H197V246H195L194 248L198 251V252H201L202 250H203V248L204 247H206V245H208L209 243L208 242H205L206 240H204L203 239V242H202V244H200L201 242V240H200V238L198 239ZM231 240V241H230ZM52 241H50V242H52ZM149 241V242H150ZM136 242L138 243L137 245H136ZM97 243V244H96ZM206 243H208V244H206ZM233 243H235V241L233 242ZM98 245V246H96V245ZM195 244H196V242H195ZM205 244V246L204 247H202L203 245ZM94 245V246H93ZM102 245V246H101ZM98 248H96V247ZM199 246H201L202 247V249H200L199 248ZM136 249H134V248ZM233 247V246H232ZM95 248V249H94ZM104 248V249H103ZM199 248V249H198ZM227 248V247H226ZM54 249V250H55ZM76 249H78V250H76ZM96 249H97V252L99 253L98 255H97V252H96ZM101 249V250H100ZM132 249H134V251L132 250ZM63 250H64V253H63ZM87 250H88V248H87ZM195 250V252L194 253H196L197 251ZM100 251V252H99ZM106 251H105V253L104 252H102L104 255L106 254ZM96 252V253H95ZM133 254H131V253ZM93 253H94V255H93ZM60 254V255H61ZM126 254H128V256L126 255ZM102 255V254H101ZM130 255V256H129ZM129 258V259H130ZM126 261H128V260H126Z\"/></svg>", "mask_w": 264, "mask_h": 264}, {"label": "water", "instance_id": "95a60500", "mask_svg": "<svg viewBox=\"0 0 264 264\" xmlns=\"http://www.w3.org/2000/svg\"><path fill=\"white\" fill-rule=\"evenodd\" d=\"M38 0H0V264H43L35 193L43 172L29 68Z\"/></svg>", "mask_w": 264, "mask_h": 264}]
</instances>
